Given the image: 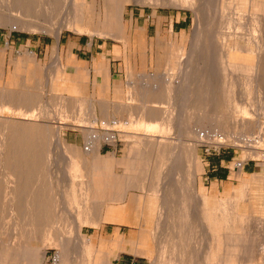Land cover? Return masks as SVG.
<instances>
[{"label": "rangeland", "instance_id": "rangeland-1", "mask_svg": "<svg viewBox=\"0 0 264 264\" xmlns=\"http://www.w3.org/2000/svg\"><path fill=\"white\" fill-rule=\"evenodd\" d=\"M46 1L33 0L35 8L31 12L35 17H24L30 21L34 20L39 26V28H35L22 25L18 21L8 22L5 20L2 14L10 15L12 13L11 15H15L20 13V6L14 0H0V90L7 94L13 92L10 97L11 100H7L8 102L11 101V105L4 109L0 108V121L9 119L12 123L36 124L35 127H32L31 132H15L12 128H7L4 132L3 137H7L6 142L8 144L17 143L15 141L18 138L13 139V137L18 136L22 145L21 148L16 146L15 149L11 147L4 150V153L0 152V243H11L12 246H15L27 240L29 244L40 248V250L28 252V258L39 259L41 257L44 264H51L50 256L56 251L60 257L59 264H91L97 254L91 238L99 233L101 228H104L105 222H114L107 216L113 210L128 205L131 197L144 196L149 193L153 199L152 214L154 217L153 221L150 222H153L155 240L159 241L161 240L160 237L171 231L169 226L167 227V223L178 224L182 222L181 210L177 207L173 208L175 199L177 200V196L180 198L181 192L179 190L169 191V186L173 185L170 182L175 171L173 169H178V173L175 175L176 179H174L175 186H180L179 189L182 187V189H188L189 193L195 195L200 202L204 195L211 198L208 191L214 180L208 177L210 159L220 154L230 155L232 159L224 163L226 167L224 169L230 172L229 178L219 182V196L214 197L216 201L224 202L226 209H229L225 210L226 212H219L218 216L222 218L219 220L218 230H216L219 232V236L216 238L222 240L228 233L227 238L231 240L234 238L236 241L234 234L236 232L241 233L243 228L242 226L235 228L236 217H240L239 211L232 199L222 197L224 187L227 183H231L235 187L241 188V180L236 177L237 174L241 169L242 174H240L243 177L244 174L245 176L252 174L243 171L248 163L256 164V170L262 166L264 163L262 153L253 156L252 150L249 151L246 147H243L244 149L237 148L232 142L227 141L228 143H226L225 140H221L222 142L218 144H211L206 140L197 141L194 133H185L181 128L179 130L177 121L182 110H189L190 112L207 111L213 114L219 110L222 114L224 113L222 117L224 120L241 115L240 113L230 115V106H226V104L224 106L223 103H221L222 111L219 103L206 104L204 102L202 104V102H198L192 105L188 102L186 91H184V88L186 90L187 72L184 67H186L187 59L191 55L195 57L198 62V69L207 75H211L214 80L212 95L220 98L225 92L224 83L234 78V74L223 71L218 63L213 60L217 58L221 46H229L235 42L246 45L248 41L257 40L262 45L260 54L243 53V55L253 62L260 58L261 67L259 66L257 74L246 72L245 75H238L237 81L234 80L235 84L231 96L235 99L236 104L249 106L248 118L259 121L261 129H255L254 136L261 135L262 140L257 148L260 149V152L264 150V0H218L214 2L211 12V20L215 25L214 37L207 34L208 27L203 16L202 19L200 18L199 27H196L199 19L197 12L195 14V11L188 7L169 6L149 0L130 2L125 5L124 9L127 31L125 39L114 38L113 36H95L89 31L92 27L104 24L108 20L111 7L117 6L112 0H87L88 8L83 13V22L86 27L78 31L62 24L59 38L53 31L54 25L55 27L60 26L61 18L69 16L70 5L74 0H61V11L58 16L55 12H51L50 8L44 10ZM13 6L14 8H12ZM24 10L27 9L24 8ZM176 21L181 22L176 23ZM52 24V30L46 28ZM195 27L197 28L196 33ZM140 33H142V37ZM22 34L28 37L50 39L52 42L42 49L33 41L20 39ZM68 35L84 36L89 42L92 39L99 43L107 42V45L112 47L118 44L117 50H115L118 54L114 53V58L117 59L116 66L119 73L122 74L121 80L124 89L122 96H109L106 98L107 101H100L98 96L80 97V94L75 92L78 87L70 79L68 80L71 76L70 71H67V66L58 53L59 40ZM200 40H202V44L208 43V47L212 48L208 51L204 47L200 52L199 46H197ZM193 43H195V47L192 51ZM252 47L256 50L255 45ZM192 56L191 59H193ZM210 60H213V63H209ZM210 64L213 67H210ZM169 66L170 68H168ZM166 78H172V86L176 91H170L171 93L169 92V95L162 102L149 99L144 103L148 111L161 112L162 115L159 118L163 121L161 129L147 131L144 124L131 123V120L139 117L136 107L140 104L143 105L139 101L140 98L136 96L138 91L152 89L153 85L162 86L163 84L165 86V84L167 85ZM240 86L242 87L239 88ZM239 100L241 101L239 102ZM3 103L6 101L0 100V104ZM121 104H124L125 108L118 109ZM209 105L210 107H208ZM206 107L208 108L206 109ZM29 108H32L34 113L28 117L25 113ZM232 115L234 117H231ZM106 116L108 117L106 118ZM150 117L147 118L153 120ZM196 117L198 116L192 114L188 116L192 126L201 130L218 128L224 134L222 124L221 127H218L208 117H204L203 120H196ZM95 118L97 122H94ZM115 119L119 122L110 121ZM107 120L110 123H104ZM90 124L98 128V135L102 137L108 132L105 130L106 128H110L116 133V140L114 141H106L101 138L96 142L99 146L101 159L94 160L89 155L91 145L86 150L89 142L85 127H89ZM228 124L231 125L230 122ZM163 128L165 131L162 130ZM234 131L241 132L243 136L251 134L241 127L235 128ZM135 133L158 135L157 140L164 142L162 145L163 152H158L150 144L144 145V148L138 147L135 150L138 154L135 153L131 156L136 146L135 138L132 135ZM127 134L131 136L128 137ZM2 135L0 133V140ZM190 146L197 147L195 150L196 163L202 166L201 171L196 170V163L193 162ZM73 147L78 152L80 151L79 156L75 159L72 158L71 153ZM216 148L221 149L220 154H216ZM6 151L13 154H7ZM15 151H19L21 155H14ZM141 153L142 155H140ZM180 155H183L184 159L182 164L175 162ZM19 156L22 158L20 165L22 168H36L35 171L22 172L23 180L20 183L15 180L16 177L13 175L17 172L11 170L15 165L13 159ZM82 158L87 160L82 161ZM239 163L242 164L238 165ZM158 169H160L163 177L160 181L154 178V171ZM94 170L96 175L98 173V178L102 176L107 180L106 187L99 189L96 185L91 186V173ZM131 175L141 176L142 182L136 186H131V183L113 182L115 179H124ZM160 184L159 192H146V188H143L146 186L156 188ZM164 188L166 190H163ZM249 188L255 192L259 191L261 194L264 192L263 183L251 182ZM109 189L115 191L124 189L126 194L120 196L115 192L118 196H115V193L108 195ZM166 196L170 201V212L175 211L166 214L168 216L164 220L156 211L159 207L160 209L164 208V202L167 201ZM185 197L187 198V195ZM181 202L182 199L180 198ZM35 208H39L37 212L42 217L41 225L33 236H24V213L31 214L35 212ZM256 215L259 217L263 215V219H260L261 227L258 228L260 235H262L264 232V212L262 214L258 212ZM74 216L79 217L74 218ZM77 220L78 223H76ZM79 222L82 223L79 225ZM250 222L251 220L244 219L243 225ZM196 227L197 234L192 236L195 245L190 248V251L193 252L194 250L197 254L213 248L214 244L208 242L211 241L210 236H204L203 232L204 230L207 231V228L202 221L198 220ZM211 230L213 229L209 231ZM178 232L181 241L190 236L184 237L179 230ZM210 235L212 236V234ZM203 237L206 238V243H209L206 248L201 245ZM62 239L64 242L61 244L59 240ZM158 244L156 254L160 258V264H168V252L163 248L161 241ZM249 244L253 245V241H248L243 247H248ZM180 246V251L184 250V246ZM217 248L215 253L219 254H224L227 250L226 248ZM190 260V264L199 262H190ZM214 262L211 260L207 263L214 264Z\"/></svg>", "mask_w": 264, "mask_h": 264}, {"label": "bare ground", "instance_id": "bare-ground-1", "mask_svg": "<svg viewBox=\"0 0 264 264\" xmlns=\"http://www.w3.org/2000/svg\"><path fill=\"white\" fill-rule=\"evenodd\" d=\"M14 1L16 2V4H18L20 6V9H19L20 13H17L15 15L14 14L11 15L12 13L10 15L9 14H2V16L5 18V20H7L8 22L18 21L19 23H22V25L39 28L38 24H36V22L34 20L30 21V20L24 18L25 16L35 17V15H33V12H31L35 8L34 7L35 2H32L33 0H14ZM60 1L61 0H47L46 6H44V10H48L50 8L51 12H55L56 16H58V14H60V11H61ZM149 1H154L155 3H161V4H168L169 6H184V7H188L190 9H192V11L194 10L195 14L197 12V15H198L197 18H199L198 19V25H196V27L197 28L199 27V23H201L200 20L202 19V16H203L206 20V25L208 27L207 34L210 37L215 36V32L213 31L215 25H214L213 21L211 20L212 19L211 12L213 10V3L218 1V0H149ZM112 2H115V4L117 6L115 8L111 7V10H110L111 12L109 13L108 20H106V22L104 24H98L95 27H92V29L89 31L92 33V35H95V36L96 35L113 36L114 38L125 39L127 36L126 35V33H127L126 25H125V20H124L125 5L127 3H130V2H139V0H112ZM66 6H68V5H66ZM70 6H71L70 11L68 13L69 16L67 18L66 17L61 18V22H60L61 25L59 24L60 26L55 27V25H54L53 31H55L57 38H59V36H60L61 30H62V24H63V26L66 25V27L75 28L78 31H81V30H83V28L86 27L85 23L83 22L84 21L83 13L88 8L87 0H74ZM23 7L26 8L27 10H24ZM12 8H14V6ZM15 11H16V8H15ZM66 12H68V11H66ZM52 14H54V13H52ZM0 23H1V20H0ZM52 26H53V24L49 27L47 26L46 28L52 30ZM89 28H91V27H89ZM197 28L195 29V33L197 31ZM140 35L142 37V33H140ZM140 40H142V38H140ZM254 43H256V44H254ZM207 44H202V40L198 41L197 46H199L198 48H199L200 52L202 51V49H204V47H206L205 49H207L208 51L210 50V48H212V47L209 48L208 47L209 44L208 45ZM252 45L253 46L255 45L256 50L252 47ZM194 47H195V43H193L192 51H193ZM261 51H262V45L259 43V41L257 42V40L248 41V43L246 45H242L239 42H235L234 44L229 45V46H227V45L221 46V50L217 53L218 59L216 58L213 60L218 63V65L221 67V69H223V71H226L228 73L230 72V73L234 74V78H232L231 81L224 83L223 88H225L224 89L225 92L223 93V96H221L220 98H218L217 96L214 97L212 95V92H213V88H212L213 85L212 84L214 83V80L211 77V75H207L204 72H202V70L198 69L199 66L197 67V63H198L197 59L191 55L193 57V59H191V56H190V58L187 59L186 67H184L185 70H187V72H186V90L184 88V91H186L185 94H186L187 101L190 102L192 105H195V103H198V102L199 103L202 102V104L204 102L206 104H212V102L219 103V104L223 103L224 106H225V104H226V106H228V105L230 106V108H231L230 115L232 113H235V114L240 113L241 115L239 117H235L232 119L227 117L228 120H224V119H222L224 113L222 114V112L219 110H216L214 112V114L207 112V111H202V112L191 111L190 112L189 110H182L181 113H179L180 117L177 121L178 129L181 128L182 130H184L185 133H194L195 137L197 138V141L202 142V141L206 140V141H208V143H211V144H218L219 142H222L224 140L226 143H228L227 141H230L235 145V147L237 146V148L238 147H241V148L246 147V149H248L249 151L252 150L253 156L254 155L258 156L259 153H262V156L264 158V150L260 152V149L257 148V147H259V144L261 143L262 137L259 133L258 134L260 136H258V135L254 136V130L258 129V128L261 129V127L259 125V121L254 120L253 118L252 119L248 118L247 113H248V111H250V109L248 108L249 106L246 107V106L238 105L239 103L236 104L235 99L231 96V94L233 92V88H234L233 86L235 84L234 80L236 79V81H237V79L239 77L238 75H240V76L245 75L246 72H253L254 74H257L258 70H259L260 58L258 59V61L253 62L251 59H247L243 55V53L260 54ZM210 54H212V53H210ZM213 60H210L209 63H213ZM169 64H170V62H169ZM210 67H213V65L210 64ZM168 68H170V66ZM188 71L190 72L189 74H188ZM183 74H185V73H183ZM165 81L167 82V85L165 84V86L163 84H162V86L153 85L152 89L138 91L136 96L138 98H140L139 101L141 103H143V105L140 104L136 107V111L138 112L139 117L135 118L134 120H131V123H142L147 127V131H149V130L150 131L151 130L157 131L156 130L157 128L161 129V127L163 125V121H161V119H159L160 116L162 115L161 112L155 111V110L154 111H148L147 108L144 106V103L149 99H151L152 101L154 100V101L162 102V100L166 99V97L169 95L168 93L170 91H176L172 86V78H166ZM163 83H165V82H163ZM176 83H178V82L176 81ZM241 87L242 86H240L239 88H241ZM12 93L9 92L7 94L5 91L0 90V100L6 101V103L0 104V108L4 109V108L8 107L9 105H11V101H10L11 98L10 97H11ZM131 96H133L132 93H131ZM171 96L172 95L170 94V97ZM8 99H10L9 102L7 101ZM241 100H239V102ZM243 103H245V102H243ZM202 104H199V105H202ZM123 107H124V104H121V105H119L118 109L123 108ZM200 107H202V106H200ZM208 107H210V105ZM208 107H206V109ZM204 108H205V106H204ZM222 108L223 107L221 104V109ZM228 109H229V107H228ZM222 111H223V109H222ZM33 113H34V110L32 108H29L28 111H26L25 115L29 117ZM104 113H105V111H104ZM187 114H189V115L192 114L194 116H198V117H196V120H203L204 117H208L210 120L213 121V124L217 125L218 127H221V124H222L223 125L222 130L224 131V134L221 133V131L218 128H215V129L212 128L210 130H207V129L201 130V129H198L197 127L192 126V124H190V118L188 119L189 115L187 116ZM148 116H151L150 118L153 120H150L149 118H147ZM107 117L108 116H106V118ZM231 117H234V116L232 115ZM24 119H28V118H24ZM96 121H97V119L95 118L94 122H96ZM90 122L92 123V121H90ZM107 122L110 123L109 120L105 121L104 123H107ZM229 122L231 123V125L228 124ZM34 125H36V124H24V123L21 124V122L12 123L11 120H9V119L1 120L0 121V131H1L0 133L3 135L1 136V140H0V149H1L0 152L4 153L3 152L4 150H6L7 148H11V147L15 149L16 146L21 148V145H22V142L20 141L18 136L13 137V139L18 138L17 141H15L17 143L13 142V143L8 144L6 142L7 137L5 138L3 136H4V132H5V130H7V128L8 129L12 128L15 132H31V130L33 129L32 127H35ZM240 127L245 129V130H248V132H250L251 134L249 136H247V135L243 136L241 134V132L234 131L235 128H240ZM85 128H86L85 131L88 134L87 135V139H88L87 141L91 145L89 155H91L92 158H94V160L97 158L101 159L100 154H99V146H98V143L96 144V142H98L101 138H104V139L110 141L111 139L114 138L113 135L112 134H106L103 137L101 135H98V132L96 130L97 128L93 124H90L89 127L86 126ZM162 130H164V128ZM89 131H90V133H89ZM132 135L135 138L134 141H135L136 146H135L131 156L135 155V153H136V155L138 154L135 151L138 147L144 148V145H150V144L152 145V147L154 149L158 150V152H163L162 150H164V148L162 147V145H164V142L162 140H157L158 135H153V134L151 135L149 133L148 134L147 133H145V134L135 133ZM127 136L130 137L131 135L127 134ZM20 148H18V149H20ZM196 148H197L196 146L191 147L194 163H196V155H195ZM178 151H179V149H178ZM79 152L75 147L71 148L72 158L75 159L76 157H78L80 154ZM11 153L12 152H10V151L7 152V154H11ZM16 154L21 155V153L19 151H15L14 155H16ZM175 154H177V152ZM180 154H181V152H180ZM140 155H142V153ZM86 160H87L86 158H82V161H86ZM183 160H184L183 155H180L177 157V160L175 162L182 164ZM13 161H14L13 163L15 165H14L13 169H11V170L17 172V173H14L13 175L16 177L15 180L19 183L23 180L22 172L35 171V169H36V168H22L20 166L22 163L21 162L22 158L20 156L17 158H14ZM241 164L242 163H239L238 165H241ZM263 166H264V164H263ZM72 167H73V165H72ZM158 170L154 171V178L156 180L160 181L162 175H161L160 169H158ZM173 170H175V171L173 172L174 174L171 177L172 180H170V182L173 183V185L171 184L169 186V191L173 192V191L179 190V192H181L180 198L182 199V202L180 203V198H179V196H177V200L175 199V206L173 208L177 207V208H179V210H181L180 214L182 213V222L178 223V224H171L172 222L170 224L167 223L166 225H167V227L169 226L171 231L167 232L165 235L160 237L161 240H159V241L162 242L163 248L166 249V251L168 252L167 253L168 264H190L189 259H191L190 262L191 261H199L201 264H205L211 260L215 261L214 264H232L234 262H235V264H264V232L262 235H260L261 233H259V230H258V228L261 227L260 224L262 222L260 221V219H263L262 218L263 215L260 217L258 215H254V212H256V211L262 212L264 210V197L263 198H256L253 196L254 194H252V197L251 198L249 197V200L247 201L248 203H246L245 205H242L240 207V210H239L240 217H236L237 222L235 223V228L242 226L243 231L241 233L236 232L234 234L236 241L233 238L232 239L233 243L231 244L232 240L227 238L228 233H226V235L224 234L225 237L222 238V240L216 238L217 236H219V232H217L216 230H218L217 228L219 226V220L222 218L221 216L220 217L218 216L219 212H224L225 210H229L228 208L226 209L225 203L220 201V200L216 201L215 198H210V196H206V195H204L203 198L200 199V202H198L195 195H191L189 193L188 189H182L183 187L179 189L180 186L179 187L175 186L174 179H176L175 175H177L176 173H178V169H173ZM196 170L201 171L202 166L196 163ZM95 172L96 171L94 170V172L91 173L92 174L91 181H90V182H92L91 186L96 185V186H98L99 189H102V187H106L107 186V180L102 178V176H100V174H99L100 178H98L97 177L98 173L96 175ZM140 177L141 176H139V175H135V176L131 175L128 178L118 179V180L115 179L113 182L122 183V184L123 183H131V186H136V185H139L140 182H142V178L140 179ZM10 180H11V178H10ZM152 187L153 186H146L143 188H146L145 189L146 192H149V191L159 192L161 189V184L159 185V187L158 186L156 188H152ZM163 190H166V189L164 188ZM105 191H107V190H105ZM202 191H203V189H202ZM115 192L118 193V195H120V196L122 194L125 196V194H126V190H124V189L123 190H116V191L109 189L108 195H113ZM116 193L114 195L118 196V195H116ZM149 194L144 195V196L131 197L128 205L124 206V208L113 210L109 216H113L114 219H118V218H121L123 216L127 217V215L131 214L133 211H134V213H136V212L140 213V215L143 218L147 216V214H146L147 212H149V214H152V212H153V207H152L153 206L152 205L153 199H151V196ZM186 195H187V198L185 197ZM257 197H258V195H257ZM60 198H61V196H60ZM61 200H62V198H61ZM166 200L167 201L164 202V204H165L164 208L162 207L163 209L162 208L160 209V207H159L156 211L157 214H159L162 218H164V220L167 218L168 215H166V214H169L170 208H171L170 201L168 200L167 196H166ZM30 209H32V208H30ZM38 209L35 208L34 209L35 212H32L31 214L30 213L29 214L24 213V216H23L24 222H25L24 228H23L24 229V234H23L24 236H26V235H29V237L33 236L35 231H37L38 227L41 225L40 222L42 220V217H41V215H38V212H37V211H39ZM40 211H42V210H40ZM173 211H175V210H173ZM173 211H171V212H173ZM249 214H252V215H249ZM76 217L78 218L79 216H74V218H76ZM128 218H129V216H128ZM244 219L251 220V222L248 223L247 225H243ZM198 220L202 221L205 224L207 231L204 230L203 234H204V236H210L211 241H208V242H210L211 244H214V247L213 248L211 247L205 251H201L200 253L196 254L193 249H192L193 252L190 251V248L193 247V245H195V241L192 240V236H195L197 234L196 222H198ZM76 223H78V220ZM80 223H82V222H79V225H80ZM156 224H157V222H156ZM164 225H165V223H164ZM158 226H159V224H158ZM146 227H147V224H146ZM156 228L158 229V227H156ZM210 229H213V230L209 231ZM178 230L183 234L184 237H186L188 235H190V236L185 238V239H182V241H181L180 234H179ZM143 233H145V232H143ZM210 234H212V236ZM59 241H61V244H62V242H64L63 239L59 240ZM248 241H253V245L249 244L248 247H243V246H245L246 243H248ZM206 242H207L206 238L203 237L201 245H203V247L205 246V248L208 247L207 244H209ZM142 244L144 246L143 248L146 249L147 244L145 243V241ZM237 244H238V246H236ZM5 245L8 247L7 252L9 253V256L11 259H17V257H19V255H18L19 252H20L19 254H23L25 252L27 255L28 252H34L36 250H40L39 247L29 244V242H27V240H24L15 246H12L11 243L10 244L7 243ZM180 245L184 246V250L180 251L181 250ZM217 247L226 248L227 250L225 251L224 254L223 253H221V254L215 253L216 250L218 249ZM219 251H220V249H219ZM151 252H152V250H151ZM151 252H149V253H151ZM196 259H198V260H196Z\"/></svg>", "mask_w": 264, "mask_h": 264}, {"label": "crops", "instance_id": "crops-1", "mask_svg": "<svg viewBox=\"0 0 264 264\" xmlns=\"http://www.w3.org/2000/svg\"><path fill=\"white\" fill-rule=\"evenodd\" d=\"M179 22L181 21H176V23ZM19 38L31 42L33 41L38 46L42 47V49L52 42L50 39L34 37ZM116 46H118V44H116ZM116 46H109L107 42H95L94 39L89 42L87 37L84 36L76 37L68 35L63 36L59 40L58 53L64 60L67 71H70L71 76L68 80L70 79L72 83L76 84L78 89L75 92H78L80 97H91L95 95L99 97L100 101H107L106 98L109 96H122L124 90L121 80L122 74L119 73L116 66L117 59L114 58V53L118 54L115 52V50H117ZM110 121L115 123V121L118 120L115 119ZM231 159L232 157L230 155L224 154L210 159L211 163L208 177L214 180V183L208 191L209 194H211V198L219 196V182L226 181L229 178L230 172L224 169L226 168L224 163ZM243 171L252 174L249 176H245L244 174L243 177L241 175V169L236 176L241 180V188L227 183L224 187L222 196L226 199H232L238 211L242 205L248 203L247 201L249 197H252V194H254L253 196L256 198L264 197V192L261 194L259 191L255 192L249 188L251 182L264 184V166H259L256 170V164L248 163ZM257 213V211L254 212V215ZM146 214L147 216L144 218L140 213H134V211L128 214L127 217L123 216L118 219H114L113 216H107L109 219L114 220V222H105L104 228H101V231L91 238L94 244L93 246L96 247L97 251L91 264H160V258L158 254H156L158 241L155 240L153 222H150L153 221L154 217L153 214H149V212ZM144 241L147 244L146 249L143 248L144 246L142 243H144ZM5 247L8 248L5 244L0 243V264H44L41 257L39 259L28 258L25 252L23 254H19V252V257H17V259H11ZM196 264L201 263L198 262Z\"/></svg>", "mask_w": 264, "mask_h": 264}, {"label": "built area", "instance_id": "built-area-1", "mask_svg": "<svg viewBox=\"0 0 264 264\" xmlns=\"http://www.w3.org/2000/svg\"><path fill=\"white\" fill-rule=\"evenodd\" d=\"M102 125H104V123H102ZM98 129V128H97ZM96 129V130H97ZM105 130H107L108 132H106L107 134L109 133V134H112L113 135V139H111L110 141H114V140H116V133H114L113 132V130L112 129H110V128H106ZM106 140V139H105ZM106 141H109V140H106ZM90 148V144L88 143V147L86 148V150H88ZM220 148L218 149V148H216V154H220ZM50 260H51V264H59V262H60V257H59V255L57 254V251L56 252H54L53 253V255H51L50 256Z\"/></svg>", "mask_w": 264, "mask_h": 264}, {"label": "trees", "instance_id": "trees-1", "mask_svg": "<svg viewBox=\"0 0 264 264\" xmlns=\"http://www.w3.org/2000/svg\"><path fill=\"white\" fill-rule=\"evenodd\" d=\"M21 36H22V37H28V36H27V35H25V34H24V35L22 34Z\"/></svg>", "mask_w": 264, "mask_h": 264}]
</instances>
